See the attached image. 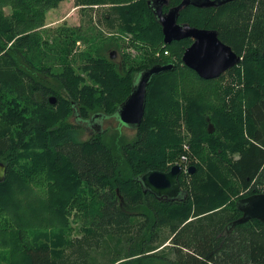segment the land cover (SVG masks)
I'll return each instance as SVG.
<instances>
[{
  "label": "trees",
  "instance_id": "obj_1",
  "mask_svg": "<svg viewBox=\"0 0 264 264\" xmlns=\"http://www.w3.org/2000/svg\"><path fill=\"white\" fill-rule=\"evenodd\" d=\"M60 1L0 0V161L7 165L0 182V249L11 264H264L263 221L251 219L226 230L242 215L237 201L264 192V0L181 9L179 22L217 29L219 38L242 56L240 64L213 79L184 65L182 55L192 39L164 42L151 0H76L81 5L116 3L104 15L106 25L131 31L144 53L133 62L123 55L118 64L111 51L109 56L83 51L87 63L78 70L71 61L62 62L55 87L33 78L23 64H35L46 11ZM180 2L170 0L169 6ZM5 6L12 7V14H5ZM65 36L66 45L71 44L73 37ZM167 63L175 66L153 75L133 139L120 132L107 137L105 129L80 139L72 114L114 115L143 69ZM229 72L244 84L227 99L231 89L224 90L221 81ZM52 94L56 104L49 102ZM244 117L252 128L244 126ZM181 118L193 134V148H202L210 138L207 167L224 168L240 188H249L247 193L232 200V191L210 176L211 183L203 186H209L207 200L193 204L186 196L191 189L185 188L184 172L181 200L144 190V172L169 170L183 154ZM209 123L219 132L229 126L227 136L240 146H233L241 151L237 158L228 156L232 148L222 138L206 130ZM195 166L191 176L204 174V167ZM90 199L99 201L96 211ZM73 210L91 217L76 238L78 250L88 246L85 255L57 258L48 242L28 239L31 225L67 229Z\"/></svg>",
  "mask_w": 264,
  "mask_h": 264
},
{
  "label": "rangeland",
  "instance_id": "obj_2",
  "mask_svg": "<svg viewBox=\"0 0 264 264\" xmlns=\"http://www.w3.org/2000/svg\"><path fill=\"white\" fill-rule=\"evenodd\" d=\"M113 5L117 4L107 2L98 5H81L77 4L76 0H62L56 7L47 10L45 15L46 25L42 29L43 37L39 48L40 52L36 57L34 56L35 64H33V66L30 64H23L24 69L30 73L32 71L31 74L34 75L33 78L36 80L58 87L60 84L58 75L62 70V62L71 61L72 64H74V66L79 70L82 64L87 63L85 61L86 56L80 54L83 51H92L93 55H96L97 53H105V55L108 54V56L111 51L110 58L112 57L113 61L118 64L122 61L123 55L128 56L129 62H133V59H139L143 55L144 49H142L143 44L134 39V34L125 28H121L119 25L109 27L105 23L104 15L112 12ZM3 10L6 15H9L10 13L12 14L13 12L11 6H5ZM66 32H68L69 37L72 36L74 39L71 44L69 40L68 45H66ZM114 43L118 44V46ZM167 54H169L168 51ZM82 74L84 73L82 72ZM240 74L243 81L245 69L243 70L242 67ZM252 75H255L254 72ZM221 83L223 89H231V92L227 95V99H230L232 95L235 96L236 90L244 84L243 82V84L239 83L236 72L227 73ZM230 106V109H232V105ZM97 121L100 124V128H93V134L105 129L108 130L107 137H110V134H115L116 132H120L129 140L133 139L135 136V129L122 125L119 122L118 117L115 115L100 116L97 118ZM217 125L222 127L223 122L218 121ZM244 126H250V128H252L251 123L246 120L245 117ZM228 127L229 126H226L225 129L223 128L222 132H219L214 124L209 123L206 130H208L209 133L215 132L214 135L216 137L219 136L222 138L225 146L232 148L231 150H227L228 156L237 158L241 151H234L233 146L237 145L238 148H240V146L239 144L234 143L236 140L233 141L230 136H227ZM178 130L183 136L182 153H187V155H189L188 161L190 166L198 164L199 166L205 168L204 174H200L197 177L191 176L192 174L188 171V173H184V179L187 185H185V188L187 189L188 187L191 189L189 195L186 196L187 199L189 198L188 200H191V203L195 204L202 202L203 200H207L208 193L206 190L209 186H203L211 183L210 176L215 178L217 181L216 183L225 185L232 191V200L238 199L249 191V188L247 190L240 188L236 179L230 176L227 171L219 165L215 164V170L207 167L205 158L210 155V152L207 151L208 140H210L209 137L206 140H203L204 142L202 143V148L197 146L193 148V134L186 127L185 121L182 118L180 119ZM247 130L248 129H245L244 134L246 137L249 136ZM89 136L90 135L84 128L80 130V139L84 140L89 138ZM187 145L189 146L188 148ZM195 149L200 150V152L195 153ZM180 157L181 156L178 157L177 161ZM261 190L264 191V185L261 186ZM90 201L92 202L93 209L96 211L99 201L97 199H90ZM228 205L232 204L228 203ZM90 220V216L86 214L80 216L75 215V210H73L69 215V227L67 229H56L54 226L36 228L34 225H31L27 228V237L32 242H48L52 247L54 257L56 256L57 258L77 257L81 255V251L82 254L85 255L88 250V246L85 245L82 249L78 250L76 238L83 235L86 227L89 226ZM136 228L137 226H134L131 230L135 231ZM162 228L168 235L169 227L166 226L165 228ZM168 241L166 242V245L169 244ZM98 257L102 258L100 254ZM0 264H11L8 254H5L4 250L1 249Z\"/></svg>",
  "mask_w": 264,
  "mask_h": 264
},
{
  "label": "water",
  "instance_id": "obj_3",
  "mask_svg": "<svg viewBox=\"0 0 264 264\" xmlns=\"http://www.w3.org/2000/svg\"><path fill=\"white\" fill-rule=\"evenodd\" d=\"M166 1L151 0L149 5L153 9L157 21L162 26L165 43L169 44L174 40L185 38L192 39L191 44L186 47L182 55L184 65L195 70L202 78L213 79L220 77L230 68L240 64L242 56L219 38L217 29L197 27L187 22L178 21L180 11L186 5L194 4L200 7H211L224 4L230 0H182L180 4L164 12L163 6ZM174 66V63L154 64L143 69L137 75L138 77L135 79L130 94L117 107L114 115L126 126L134 129L138 128L145 115L148 86L153 75L171 70ZM48 99L51 104H56L58 101V97L54 94L50 95ZM195 171L196 166L194 165L188 168V172L191 174ZM182 172V167L179 164H174L166 171L148 170L141 175L140 180L145 191L150 190L158 197L182 199L185 194L179 181ZM6 174L7 165L0 161V182L6 178ZM237 205L242 215L227 226V231L251 219L264 222V192L242 197L237 201Z\"/></svg>",
  "mask_w": 264,
  "mask_h": 264
},
{
  "label": "flooded vegetation",
  "instance_id": "obj_4",
  "mask_svg": "<svg viewBox=\"0 0 264 264\" xmlns=\"http://www.w3.org/2000/svg\"><path fill=\"white\" fill-rule=\"evenodd\" d=\"M166 1V0H165ZM182 1V0H181ZM170 4V0H167L166 3L164 4L163 6V10L165 8V6H169ZM194 5V4H192ZM174 6H177V5H173V6H169L168 8H166V10H164V12H167L171 7H174ZM188 6V5H186ZM185 7V6H184ZM183 7V8H184ZM182 8V9H183ZM202 8V7H201ZM175 41V40H174ZM173 42V41H172ZM70 121L73 125H75L77 128H78V136L80 137V130L81 129H85L88 134L90 135L89 138H91V136L93 135V130L94 129H98L100 128V124L99 122L97 121V119L95 117H92L90 115H82L80 114L79 116H76L75 114H72L70 116ZM119 122L122 124V125H125L123 122H121L119 120ZM94 128V129H93ZM93 129V130H92ZM87 138V139H89ZM87 139H84V140H87ZM83 140V139H82Z\"/></svg>",
  "mask_w": 264,
  "mask_h": 264
},
{
  "label": "built area",
  "instance_id": "obj_5",
  "mask_svg": "<svg viewBox=\"0 0 264 264\" xmlns=\"http://www.w3.org/2000/svg\"><path fill=\"white\" fill-rule=\"evenodd\" d=\"M188 147L189 146L187 145V148ZM188 157H189V155H187V153H183L181 155V158L177 162L182 167L184 173H188L187 171H188V168L190 166L189 161H188L189 160Z\"/></svg>",
  "mask_w": 264,
  "mask_h": 264
},
{
  "label": "bare ground",
  "instance_id": "obj_6",
  "mask_svg": "<svg viewBox=\"0 0 264 264\" xmlns=\"http://www.w3.org/2000/svg\"><path fill=\"white\" fill-rule=\"evenodd\" d=\"M264 122V121H263ZM262 132V131H261ZM177 136V135H176ZM123 212V211H122ZM229 215V214H228ZM222 217V216H221ZM101 233V232H100ZM96 239H98V238H96Z\"/></svg>",
  "mask_w": 264,
  "mask_h": 264
}]
</instances>
